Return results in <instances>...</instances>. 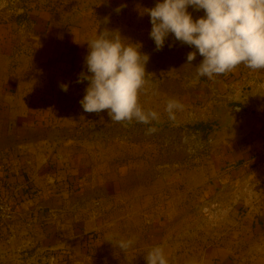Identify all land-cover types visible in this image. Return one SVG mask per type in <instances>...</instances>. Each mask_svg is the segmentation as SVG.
<instances>
[{
	"label": "rangeland",
	"instance_id": "obj_1",
	"mask_svg": "<svg viewBox=\"0 0 264 264\" xmlns=\"http://www.w3.org/2000/svg\"><path fill=\"white\" fill-rule=\"evenodd\" d=\"M156 3L0 0V20L27 19L40 11L66 16L74 27V45L81 56L86 57L87 43L107 27L141 43L142 53L150 57L139 102L146 112L158 113L159 120L149 124L132 120L131 129L126 126L129 121H112L107 111L85 112L80 100L88 81L77 83L76 73L68 84L80 94L63 99L65 103L74 99L77 105L51 115L65 122L56 125L51 134V168L60 169L62 176L82 170L72 192L79 201L72 207V215L88 219L93 228L98 226L82 241L74 240L76 251L70 256L51 264H147L145 254L154 246L164 249L169 264H264V169L258 165L264 147L257 150L264 143H252L259 136L254 130L256 118L244 133L218 119L222 106L242 104L246 96L251 97L249 106L256 105L257 96L250 95L258 85H246L253 79L250 76L242 81L236 76L231 87L224 74L197 77L195 66L203 57L197 54L192 65H187V53L195 49L175 41L172 34L156 50L149 36L150 18L141 15ZM187 10L194 20L205 15L192 6ZM170 99L182 105L174 110V119L166 111ZM100 121L107 132L103 139L79 130L81 125ZM226 139L253 151L252 158L229 163L224 152ZM159 229L161 243H151L149 232ZM90 234H94L93 240ZM120 240L134 243L122 252L116 247ZM24 247L25 251L36 249L33 244ZM42 260L35 257L47 264Z\"/></svg>",
	"mask_w": 264,
	"mask_h": 264
},
{
	"label": "crops",
	"instance_id": "obj_2",
	"mask_svg": "<svg viewBox=\"0 0 264 264\" xmlns=\"http://www.w3.org/2000/svg\"><path fill=\"white\" fill-rule=\"evenodd\" d=\"M73 29L66 16L53 11L0 20V182L16 191L13 224L0 225V264L36 263V256L47 264L56 263L76 251L73 242L98 227L72 215V207L79 203L72 192L82 170L62 176L60 169L51 168V134L56 125L65 123L51 115L77 105L74 99L65 103L63 98L80 94L68 81L73 73L79 76L86 71L85 57L76 53ZM224 76L229 87L236 76L240 81L250 76L253 79L246 85H258L250 95L257 96L256 105L249 106V96L242 105L255 114L254 130L259 136L252 143H264V69L253 71L241 64ZM61 84L68 85L67 91ZM224 152L229 163L254 154L230 139L225 140ZM158 231L149 232L151 243H161L162 229ZM28 244L36 249L25 251Z\"/></svg>",
	"mask_w": 264,
	"mask_h": 264
},
{
	"label": "clouds",
	"instance_id": "obj_3",
	"mask_svg": "<svg viewBox=\"0 0 264 264\" xmlns=\"http://www.w3.org/2000/svg\"><path fill=\"white\" fill-rule=\"evenodd\" d=\"M189 6L204 10L205 15L194 20L187 10ZM145 9L141 15L150 18L149 36L156 50H161L172 34L175 41L195 49L187 53V65H192L197 54L203 57L195 66L197 77L213 78L241 64L253 71L264 69V0H157L154 7ZM87 46L86 71L77 79V83L88 81L80 100L83 110L97 114L107 111L115 122L136 120L149 124L159 120L158 113L146 112L139 102L150 59L142 53V44L123 37L118 29L105 27ZM61 88L67 91L68 85L61 84ZM181 107L170 99L166 106L169 118L174 119V110ZM133 243L120 240L116 247L126 252ZM145 259L147 264H169L161 246L148 250Z\"/></svg>",
	"mask_w": 264,
	"mask_h": 264
},
{
	"label": "built area",
	"instance_id": "obj_4",
	"mask_svg": "<svg viewBox=\"0 0 264 264\" xmlns=\"http://www.w3.org/2000/svg\"><path fill=\"white\" fill-rule=\"evenodd\" d=\"M135 121V120H134ZM129 122L127 127L133 128L135 122ZM114 124V122L112 123ZM79 130L82 132H92L96 138L103 139L107 136L103 122H97L91 125H81ZM260 166L264 169V153L260 160ZM15 190H11L5 182H0V225L10 228L15 218Z\"/></svg>",
	"mask_w": 264,
	"mask_h": 264
},
{
	"label": "water",
	"instance_id": "obj_5",
	"mask_svg": "<svg viewBox=\"0 0 264 264\" xmlns=\"http://www.w3.org/2000/svg\"><path fill=\"white\" fill-rule=\"evenodd\" d=\"M218 119L224 121L235 131L244 133L251 128L255 120V114L239 102H234L219 109Z\"/></svg>",
	"mask_w": 264,
	"mask_h": 264
}]
</instances>
